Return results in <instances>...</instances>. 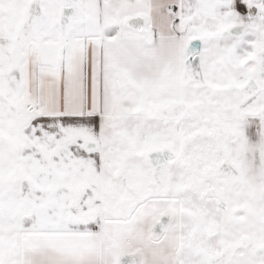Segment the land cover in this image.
Wrapping results in <instances>:
<instances>
[{"label":"snow or ice","instance_id":"6c2138e0","mask_svg":"<svg viewBox=\"0 0 264 264\" xmlns=\"http://www.w3.org/2000/svg\"><path fill=\"white\" fill-rule=\"evenodd\" d=\"M0 264H264V0H0Z\"/></svg>","mask_w":264,"mask_h":264}]
</instances>
